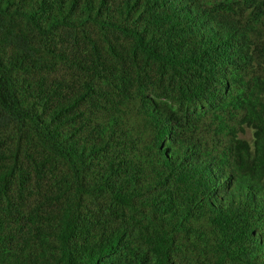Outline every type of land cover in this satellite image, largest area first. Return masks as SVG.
I'll return each mask as SVG.
<instances>
[{"label":"trees","instance_id":"trees-1","mask_svg":"<svg viewBox=\"0 0 264 264\" xmlns=\"http://www.w3.org/2000/svg\"><path fill=\"white\" fill-rule=\"evenodd\" d=\"M0 264H264V0H0Z\"/></svg>","mask_w":264,"mask_h":264},{"label":"rangeland","instance_id":"rangeland-1","mask_svg":"<svg viewBox=\"0 0 264 264\" xmlns=\"http://www.w3.org/2000/svg\"><path fill=\"white\" fill-rule=\"evenodd\" d=\"M245 137L249 140H251V131L248 129L246 134H245Z\"/></svg>","mask_w":264,"mask_h":264}]
</instances>
